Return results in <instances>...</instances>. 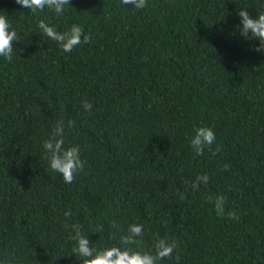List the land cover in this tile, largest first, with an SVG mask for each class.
I'll use <instances>...</instances> for the list:
<instances>
[{
    "label": "trees",
    "instance_id": "16d2710c",
    "mask_svg": "<svg viewBox=\"0 0 264 264\" xmlns=\"http://www.w3.org/2000/svg\"><path fill=\"white\" fill-rule=\"evenodd\" d=\"M70 2L57 17L0 0L19 40L0 57V262L80 264L65 223L103 247L136 222L145 248L176 240L180 264H264V54L236 27L238 8L256 16L264 0ZM40 19L79 24L91 42L62 52ZM60 119L75 121L64 147L85 162L71 184L44 158ZM201 125L216 155L191 148ZM198 173L210 179L193 192L184 181ZM208 194L239 219L218 216Z\"/></svg>",
    "mask_w": 264,
    "mask_h": 264
},
{
    "label": "clouds",
    "instance_id": "9594fccd",
    "mask_svg": "<svg viewBox=\"0 0 264 264\" xmlns=\"http://www.w3.org/2000/svg\"><path fill=\"white\" fill-rule=\"evenodd\" d=\"M15 3L23 8L31 10L33 14L48 9L57 17L62 16L67 6H72L70 0H15ZM123 5H131L136 10L148 7V0H120ZM6 12H0V57L11 61L13 58V42H18V34L9 22ZM237 15L240 23L236 26L240 35L245 40L258 41L253 45V51L264 54V11L257 12L256 16L249 14L246 8H238ZM40 32L48 39L55 41L62 52L71 53L73 49L82 44L90 43L91 36L85 34L84 28L79 24H72L64 31H58L54 25H50L44 19L37 23ZM81 105L86 112L93 109L92 102L82 100ZM75 127L74 120L65 122L63 119L56 121L51 135L43 141L44 158L48 162L49 169L59 173L65 183L71 184L78 172L84 170L85 162L80 157L78 146L64 147L65 129ZM216 143V133L210 126L201 125L195 129L191 137L190 146L196 155H203L208 148L213 155L220 151V146H212ZM227 170L228 166H223ZM210 177L206 173H198L194 180H185V184L193 192L199 191L201 184L207 186ZM186 196L181 193L180 199ZM205 199L211 203L218 216H227L229 219L238 220L239 216L234 211L225 209V197L223 195H206ZM71 211H66V217L71 216ZM113 228L120 226L113 221ZM65 229H70L68 239L73 241L72 252L80 261V264H162L165 260L175 259L180 264V255L177 251L178 243L174 239L165 237L154 238L150 247H144V225L129 223L126 230L119 236V244L103 247H94L87 235L81 231L77 224H64ZM174 253L175 256H174ZM3 264V262H0Z\"/></svg>",
    "mask_w": 264,
    "mask_h": 264
}]
</instances>
